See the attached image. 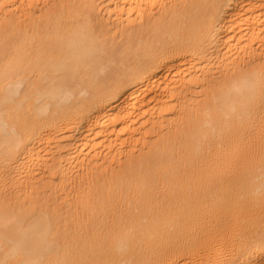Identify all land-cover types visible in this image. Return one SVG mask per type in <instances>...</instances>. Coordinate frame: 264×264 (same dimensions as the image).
<instances>
[{
    "label": "bare ground",
    "instance_id": "1",
    "mask_svg": "<svg viewBox=\"0 0 264 264\" xmlns=\"http://www.w3.org/2000/svg\"><path fill=\"white\" fill-rule=\"evenodd\" d=\"M86 2L0 0V264H264V0Z\"/></svg>",
    "mask_w": 264,
    "mask_h": 264
},
{
    "label": "rangeland",
    "instance_id": "2",
    "mask_svg": "<svg viewBox=\"0 0 264 264\" xmlns=\"http://www.w3.org/2000/svg\"><path fill=\"white\" fill-rule=\"evenodd\" d=\"M76 1L78 2V4H80V6L84 10L91 11V8L93 6L92 4L87 3L86 0H76ZM46 10L47 9L45 7L41 8L39 13H35L32 16V18L38 19L39 16L43 14V12H46ZM20 17L21 16L16 14L10 19V22L14 29H18L20 27L21 25ZM6 22L7 20H4V19L0 20V27H2L4 23ZM99 22L101 23L100 27L103 28L105 33L112 36L111 38L112 42L115 44H120L121 41L123 40L121 39V37L113 38L114 35L117 34L116 32H118V29L117 28L112 29L110 28L111 26H107L106 24L107 22L105 18L103 17L100 19ZM246 62H248L247 64H250L253 62L252 64L257 66L258 64L264 62V56H260L256 58L255 60H251V61L247 60ZM247 68L249 67L247 66L245 69ZM218 86H220V84ZM145 130L152 131V126L148 125L145 128ZM153 138L154 140H156V137L154 134L148 137L147 141H151L153 140ZM140 155H141V152L137 151L134 157L132 158V160L137 161ZM119 159H120L119 160L120 162L114 163V164H108L107 162H102L100 168L94 172L87 173L84 171L81 173H77L75 176L70 175V178L67 181L64 180V183H62V180L60 179L59 174L56 172L53 174H49L48 171L44 173H40L36 177L35 183L32 186V189H34L32 197L50 207L54 206L57 208H62L67 211L77 210L79 212H83L85 210L84 204L86 201L84 198H80L78 196L82 193L89 194L91 190L95 189L96 185L98 184H94V182H96L97 179L109 178L108 180H110L118 176V174L121 173L122 171H125L127 163H128V158L126 155H121ZM123 163H125V165L122 166ZM93 179L95 180L93 181ZM90 181L91 182L93 181V182L91 183ZM48 182H51V184H58L57 192L54 193L49 188L46 189L45 186H47L46 183ZM7 191L9 194L8 197L10 198H14L17 195L18 196L24 195V191L15 193L14 189L11 187H8Z\"/></svg>",
    "mask_w": 264,
    "mask_h": 264
}]
</instances>
